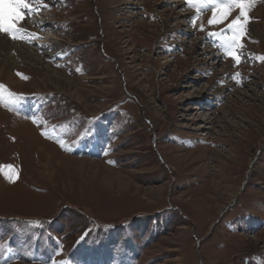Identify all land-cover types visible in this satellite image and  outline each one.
Instances as JSON below:
<instances>
[{
    "label": "rangeland",
    "instance_id": "rangeland-1",
    "mask_svg": "<svg viewBox=\"0 0 264 264\" xmlns=\"http://www.w3.org/2000/svg\"><path fill=\"white\" fill-rule=\"evenodd\" d=\"M176 1L28 0L0 52V264H264V16L236 63L240 10Z\"/></svg>",
    "mask_w": 264,
    "mask_h": 264
},
{
    "label": "snow or ice",
    "instance_id": "snow-or-ice-1",
    "mask_svg": "<svg viewBox=\"0 0 264 264\" xmlns=\"http://www.w3.org/2000/svg\"><path fill=\"white\" fill-rule=\"evenodd\" d=\"M252 3L253 0H228L213 9V15L208 21L209 25L223 23L231 14L233 7L240 10L239 15L227 25L226 31H230L231 35L222 37L227 54L236 63H239L241 59L237 50L243 47L242 38L246 35V25L250 19L249 11ZM25 10L28 13L34 11L28 0H0V33L6 34L11 40H17L25 35L26 32L17 27V24L26 17ZM212 35L218 34L213 33ZM20 98L23 99V97Z\"/></svg>",
    "mask_w": 264,
    "mask_h": 264
},
{
    "label": "bare ground",
    "instance_id": "bare-ground-1",
    "mask_svg": "<svg viewBox=\"0 0 264 264\" xmlns=\"http://www.w3.org/2000/svg\"><path fill=\"white\" fill-rule=\"evenodd\" d=\"M176 3L178 4L177 7L183 5V2L181 0H177ZM252 9H257L256 13L257 14H260V15H263L264 16V2L263 0H253V3H252ZM235 12V10H234ZM254 13V12H253ZM255 13V14H256ZM186 16H188L190 14V12H185L184 13ZM235 14V13H234ZM234 16V15H232ZM45 21V20H43ZM23 28L25 27V25L23 24L22 26ZM28 27V26H27ZM25 27V28H27ZM31 34V33H30ZM264 36V34L261 32V29H260V26L258 25H252L251 26V31H250V37L251 38H262ZM20 41V40H19ZM48 41H44V40H38V43L40 44H46ZM49 43V42H48ZM22 43L18 42V41H13L11 40L6 34H3V33H0V52L1 53H5L7 54L8 52L11 51V53L14 51L16 52L17 54L21 52L22 50V46H21ZM23 45V44H22ZM25 48V47H23ZM27 49V48H26ZM24 50V49H23ZM25 51V50H24ZM23 51V52H24ZM27 51V50H26ZM36 51V50H35ZM33 52V51H32ZM22 53V52H21ZM15 54V53H14ZM24 54V53H23ZM29 54V52H28ZM34 54V53H33ZM27 55V53H26ZM30 55V54H29ZM35 55V54H34ZM10 56V55H9ZM54 56V55H53ZM26 57H29V56H26ZM34 57V56H33ZM32 57V58H33ZM9 58V57H8ZM4 59V58H3ZM23 59V58H22ZM28 59H31V58H28ZM34 59V58H33ZM39 59H40V56H39ZM10 60V59H9ZM10 74V73H9ZM50 145V144H49ZM52 146V145H51ZM43 150V148H42ZM44 152L46 151L43 150ZM48 151V150H47ZM62 164V162H60Z\"/></svg>",
    "mask_w": 264,
    "mask_h": 264
}]
</instances>
